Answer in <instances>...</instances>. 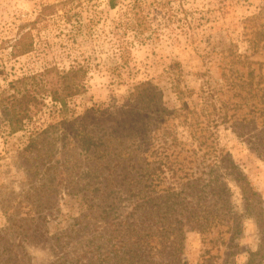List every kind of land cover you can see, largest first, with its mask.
I'll list each match as a JSON object with an SVG mask.
<instances>
[{"label":"rangeland","instance_id":"rangeland-1","mask_svg":"<svg viewBox=\"0 0 264 264\" xmlns=\"http://www.w3.org/2000/svg\"><path fill=\"white\" fill-rule=\"evenodd\" d=\"M20 36L28 47L14 57ZM77 68L85 88L62 111L50 91ZM23 75L47 91L22 130L0 124V228L21 216L33 227L37 210L54 212L45 237L69 226L88 210L90 183L117 174L126 144L154 174L176 176L214 174L215 164L231 174L227 153L264 200V0H0V89ZM143 81L159 105L131 94ZM78 130L106 144L87 150ZM260 238L245 219L233 256L223 236L189 231L185 264H246Z\"/></svg>","mask_w":264,"mask_h":264},{"label":"trees","instance_id":"trees-1","mask_svg":"<svg viewBox=\"0 0 264 264\" xmlns=\"http://www.w3.org/2000/svg\"><path fill=\"white\" fill-rule=\"evenodd\" d=\"M25 45L21 36L17 38L12 44V55L23 54L28 47ZM81 69L64 72L59 86L50 91L62 111L85 88L77 77ZM34 82L32 75H23L0 89V124L8 133L22 130L31 108L42 103V93L47 91L45 84L38 87ZM152 87L155 88L148 81L132 84L131 94L140 93L141 104H148V108L152 103L156 106ZM159 107L160 111L166 109ZM78 133L83 147L97 150L101 138L82 130ZM261 133L258 146L264 151V129ZM101 143L106 144L104 140ZM117 154V174L108 171L102 174L101 184L90 183L88 210L82 211L69 226L59 227L45 237L49 228L42 223L54 212L37 210L38 223L33 227L31 221L21 216L0 228V264H185L189 231L223 236L227 253L235 256L238 251L232 249L241 244L247 218L255 221L261 241L257 249L249 250L246 264H264V200L227 153L221 156V163L230 165L231 174L220 172L221 164H215L214 174L178 176L154 174L142 153L131 145H124ZM230 179L242 191L241 207L234 203ZM32 235L36 240H31ZM28 247L47 250L48 256L39 260Z\"/></svg>","mask_w":264,"mask_h":264}]
</instances>
